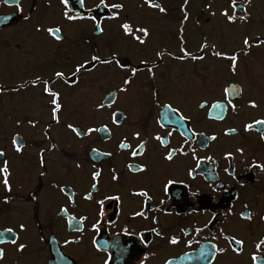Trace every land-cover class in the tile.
I'll use <instances>...</instances> for the list:
<instances>
[{"label":"flooded vegetation","instance_id":"obj_1","mask_svg":"<svg viewBox=\"0 0 264 264\" xmlns=\"http://www.w3.org/2000/svg\"><path fill=\"white\" fill-rule=\"evenodd\" d=\"M153 2L164 7L166 12L148 7L144 0H106L108 4L124 5L118 18L110 19L111 12L117 10L95 7L99 0H84L83 6L80 0H69V15L85 17L69 21L63 15L65 8L60 0H19L23 11H18L15 3L6 4L0 0V87L5 89L0 92V150L4 153L0 166L5 160L8 162L11 184V191H6L0 174V231L12 228L13 233L7 234L5 239L18 238V244L27 245L23 253H19L16 245L10 242L0 244L5 250L0 264H104L106 260L108 264H140L141 260L145 264H165V261L170 264H254L253 253L264 259V247H255L264 237V220L260 219L264 216V170L249 167L253 161L264 164V139L261 138L264 124H254L251 130H244L245 124L264 119V103L255 99L257 107H250L248 101L254 100L246 95L250 90L237 78H221L217 73L210 78L197 72L194 80L182 86L168 84V100L165 101L166 89L161 80L166 75L155 71L172 61L181 62L173 58L181 55V47L200 54L199 46L207 40L205 33L219 28L215 21L228 22L221 11L228 8L229 14H233L230 0H188L189 19L183 22L184 43L180 40L184 0ZM254 2L237 0L235 14L239 17L246 9L251 15ZM209 4L211 7L206 8ZM89 16L97 17L102 32L96 23L87 19ZM126 21L134 27L149 28L150 36L144 45L125 36L120 25ZM37 25L41 28L39 32ZM56 26L61 28L63 38L60 41L43 31L45 27ZM241 28L252 42L250 48L258 46L255 44L257 37L264 40L259 26L246 23ZM255 29L258 31L252 37L249 33ZM116 31L122 34L124 41L115 47L127 49V54L134 49L132 56H118L120 62L145 71H138L131 77L127 92L118 89L130 73L115 64H98L90 71H82L79 83L72 87L54 78L55 71H64L66 77L70 76L77 63L91 60L93 55L102 59L110 57L111 54L107 56L102 52L106 49L114 52V45H110ZM198 37L205 40L200 41ZM212 51L208 48L204 55L211 56ZM157 52L164 53L162 60ZM141 60L148 61V65L140 64ZM203 61L182 63L190 62L194 69H199ZM152 62L159 65L153 68L155 80L147 70L153 67ZM112 65L116 70L127 71L118 75L119 84L98 89L102 93L94 105L86 106L82 100L78 101L77 89L90 85V73L98 67L108 70ZM170 75L168 72V81L173 77ZM36 76L42 80L53 79V90L62 93L64 108L59 124L51 120L50 97L43 94V84L13 91L23 81ZM233 83L240 85L235 88V95L234 92L231 95H240L232 99L237 105L236 111L227 107L220 113L221 119L216 118V113L209 115L213 103H226L224 89H232ZM262 86L260 93L264 97V84ZM154 90L159 91L158 99L152 95ZM110 93L114 96L106 100ZM101 103L111 106L97 109ZM166 104L179 108L187 118L181 122L183 126L176 123L174 114L167 121L161 120ZM30 120L35 121L34 127L29 124ZM67 123H73L82 131L87 127L107 125L108 132L77 137L67 129ZM59 129L68 132L66 139ZM186 129L197 135L191 136ZM227 129L236 131L226 133ZM133 130H140L141 139L147 141L142 156L132 157L130 149L118 147L125 136L126 142L135 147L138 141L131 136ZM16 134H19L18 142L23 144L21 152H16L12 145ZM156 134L168 143L161 145L152 139ZM213 135L215 140L211 139ZM52 144L56 145L55 149L51 148ZM181 146L185 154L177 152L172 161L163 159L168 148ZM92 148L98 149L101 155L93 154ZM237 148L244 149L243 155L236 152ZM41 149H44L42 155L47 169L43 177L39 175L44 170L40 164ZM109 152L111 156L103 155ZM226 152H231L232 156L226 157ZM138 163H146L148 170L134 173L127 167ZM96 169L101 170L98 183L91 177ZM113 169L119 176L117 181L112 180ZM168 179L175 183L165 193L163 184ZM93 183H97L96 189L91 187ZM141 188L148 192L150 200L132 195ZM89 193L92 199H84ZM105 195H119L121 199L105 201V216L93 229L91 225L98 219L95 201ZM61 207L67 212H60ZM141 210L147 218L132 215ZM242 213H251L252 219L242 218ZM82 215L88 219L81 223L79 217ZM21 223L25 225L24 231L19 228ZM153 227L160 236L151 231ZM172 236L178 238L176 244L169 243ZM226 236L244 241L239 255L232 251L235 245L225 239ZM212 245L226 251L220 254Z\"/></svg>","mask_w":264,"mask_h":264},{"label":"snow or ice","instance_id":"obj_2","mask_svg":"<svg viewBox=\"0 0 264 264\" xmlns=\"http://www.w3.org/2000/svg\"><path fill=\"white\" fill-rule=\"evenodd\" d=\"M144 2L148 5V7L150 8H155L158 9L159 12L161 13H165L166 9L164 7H162L160 4L158 3H154L153 0H144ZM3 3H15V6L17 8L18 11H23V9L21 8V5L19 3V0H3ZM60 3L62 5H64L65 11L63 13L64 17L69 20H77V19H84L85 17L83 16H77V15H69L68 12V5H69V0H60ZM80 4L81 6H83L84 4V0H80ZM188 4V0H184V5H182L181 10L184 12V16H183V21H182V26L180 28V40L181 43H184V38H183V22H186L189 19V13L186 10V6ZM231 9L233 10V14H229L228 8H224L221 11V15L223 17L226 18V20L231 24L234 23L237 19H239L240 21L243 22H247L250 19V14L247 12L246 9H243L244 14L240 15L239 17L235 14V11L238 7L237 5V0H230V5ZM95 7L97 8H110V9H116L117 11H113L111 12L110 16L108 18L110 19H115L118 18L119 16V11L123 9L124 5L121 3H111L108 4L106 3V0H99V3L97 5H95ZM206 8H210L211 5H206ZM212 15H215V13H212ZM25 19H29V17H25ZM87 19H91L94 23L97 24V28L99 31H103L102 28L99 27V22L97 20L96 16H89L87 17ZM120 28L122 29L123 33L125 34V36H131L136 42H138L140 45H144L146 43V39L150 36V32H149V28L147 26H133L132 23L129 22H124L120 25ZM36 31L39 32L41 31V28L39 25L36 26ZM43 31H45L49 36H51L52 38H54L56 41H60L63 37L61 35V28L59 26L56 27H45L43 29ZM139 33V35L137 34ZM260 43H264V40H261L259 37H257L255 39V44L259 45ZM243 48L239 49V50H233L231 52V54L229 53H225V52H221V51H216L215 50V45L212 44H208L207 41L205 40V42L201 43L199 46V52L200 54H193L192 52L188 51L186 48L181 47L180 52L181 55L179 56H174V59H177L181 62L185 61V60H191V61H203L205 59V50L208 48H212L213 51L211 52V55L220 59H226L229 60L230 63V71L235 73L236 69H237V63H238V59H239V52H243L244 55L248 54V49L250 47H252V42H250L249 38L247 36H245L243 38ZM157 57H159L161 60L163 59V52H157L156 53ZM148 61L146 60H141L140 64L147 66L148 65ZM153 63V67H148V74L150 75V77L155 80L156 78V72L153 70V68H158L159 65L155 64V62ZM111 65V64H115V66L117 68L120 69H126L129 73L130 76L127 78H124L122 81V86L118 89L119 92H127L128 88L127 86L132 82L131 81V77H134L136 75V73L138 71H140V69L137 66H128L125 64H122L118 58V55L116 52H112L110 57H106V58H101L99 55H93L91 57V60H84L83 63H77L74 66V70L71 72V75L66 77L65 76V72L64 71H55L54 72V78L58 79V80H63L65 82V84L68 87H72L75 86L79 83V74L84 71H90L91 69H94L97 65ZM39 84H43L42 87V92L43 94H45L46 96L50 97V100L48 101L49 103V107H50V115H51V120L56 123L59 124L60 123V114L64 108V105L61 102V98H62V93L60 90H53L52 88V84H54V80L53 79H41L40 76H36L34 79L31 80H27V81H23L22 84L16 88L13 89V91H19L20 87L26 88L28 87V85H32V86H36ZM5 91V89H3L2 87H0V92ZM235 91V89H229V88H225L224 89V94H225V98H226V103H222V102H215L212 104V107L209 111V115H211L212 113H216V118L221 119L222 116L220 115L221 112H224L226 110L227 107H230L232 109L233 112L236 111L237 105L235 103H233L232 99L229 98L232 95V92ZM152 95L154 97H156L157 99L159 98V91L158 90H154L152 92ZM114 96V93H110L108 99H112V97ZM248 104L250 107L252 108H256L257 104L255 100H249ZM110 107L111 105H105L103 103L98 104L96 107L97 109H103L104 107ZM163 107L167 110L165 113V116H167L168 118H171V116L174 114L176 115L177 119H176V123L180 126L182 125V121H184L185 119H187L185 116H183L180 113V109L179 108H173L171 104H166L163 105ZM200 107H204V105H200ZM115 115V114H113ZM114 123H118V121H113ZM20 121H17V124H19ZM159 123V121H158ZM29 124L32 125L33 127L35 126V121L30 120ZM262 125L264 124V119L261 120H255L252 123H247L244 125V130L245 131H249L253 128V125ZM163 126V125H161ZM67 129H69L72 133H74L77 137H81L83 135H91L94 132H108V127L107 125H103L101 128H96V127H87L86 131H82L80 128H78L76 125H74L73 123H67L66 124ZM186 132H189L191 136H195L197 135V133L195 132H191V130L186 129ZM236 129H227L226 133H231V132H235ZM168 135H171V133H169ZM131 136L138 141V143L135 145V147H132L129 143L126 142L127 140V136H125L123 139H121L118 143V147L120 149H130V155L132 157H137V156H142L144 153V150L147 146V141L145 139H141V131L140 130H133L131 132ZM262 139H264V136L261 137ZM19 134H16L13 138H12V145L15 148L16 152H21L22 148H23V144L19 143ZM152 139L159 141V143L161 145H166L168 142L163 139L159 134H156L152 137ZM212 140L216 139V136L213 135L211 137ZM185 143H187V141H185ZM52 149L56 148L55 144L51 145ZM51 150V149H50ZM194 151V150H193ZM44 152V149H41V156H40V164L42 166V168H44V157L42 155V153ZM91 152L95 155H101V153H99V150L96 148H92ZM177 152H180L181 154H185L183 151V146H181V148L176 149V148H168L165 155L163 156V159L166 161H172L173 158L176 156ZM236 152L243 155L244 153V149L243 148H237ZM4 155L3 151L0 150V157H2ZM103 155H107V156H111V153H103ZM226 157H231L232 153L231 152H226L225 153ZM76 167L79 168L80 164L77 163ZM127 167L129 168L130 171L134 172V173H144L148 170V165L146 163H138V164H129L127 165ZM249 167H257L260 168L261 170H264V164H258L255 161H253V163L251 165H249ZM225 171L227 172L228 169H225ZM47 172V169L44 168L43 171H41L39 173L40 176H44ZM0 174H2L3 179H2V183L5 187L6 191H11V184L9 183V167H8V162L5 160L3 166H0ZM101 175V170L100 169H96L94 171L91 172V177L93 181H96L98 183V178ZM189 175H191V172H189ZM119 179V176L117 175V173L115 172V170H112V180L113 181H117ZM97 183H93L91 185V187L93 189L97 188ZM175 181L172 179H168L166 181V183L163 184V191L165 193L168 192L169 190V186L174 184ZM62 192L64 191V188L60 189ZM74 195V194H73ZM132 195H138V196H142V197H146L148 200L151 199V197L148 195V192L141 188L139 191H134L132 193ZM84 199H92L91 194H86ZM121 199V197L119 195L116 196H108L105 195L103 196L102 199H98L95 201L96 205L98 206V211L96 213L98 219L96 220L95 223H93L91 225V227L93 229H96L103 217L105 216V209H104V205H105V201L107 200H114V201H119ZM4 202L7 203L8 202V198L5 197L4 198ZM160 204L163 205L164 201L161 200ZM60 212L62 213H66L67 209L64 207L60 208ZM133 216H140V217H145V213L143 210L141 211H134L132 213ZM242 218L251 220L252 219V214L248 213L247 215H244L243 213L241 214ZM213 216H215V213H213ZM70 219H74V218H70ZM88 217L86 215H82L79 217V221L82 223L83 221L87 220ZM261 220H264V216L260 217ZM153 221L156 222V218L153 217ZM209 223H211V221H209ZM19 228L21 231L25 230V225L23 223H21L19 225ZM152 232H155L158 236L161 235V233L155 228L153 227L151 229ZM196 231H200V229H196ZM13 233V229L12 228H7L4 229L3 231H0V244H4V243H11L13 245H16V251L19 253H23L24 249L27 247V245L25 243H17V239H11L6 240L5 236L7 234H11ZM221 235H224V230L221 229L220 230ZM225 239H228L231 243H233L235 245V247L232 248V251L234 253H236L237 255H239L242 250H243V243L244 241L241 239H237L235 236H230V237H225ZM71 241H65V243H70ZM178 242V238L176 236H172L169 239V243L170 244H176ZM212 248L215 249L216 252L223 254L226 249L222 248V247H217L216 245H212ZM255 247L257 249H261L262 247H264V237H262L258 243H256ZM5 255V250L3 247H0V260H2L4 258ZM147 259V256H145V260ZM251 260L254 262V264H256V262H259V264H264V259H261V256H259L257 253H253L251 256ZM104 264H108L107 260L104 262ZM140 264H145L144 260H141ZM165 264H170L169 261H165Z\"/></svg>","mask_w":264,"mask_h":264},{"label":"rangeland","instance_id":"obj_3","mask_svg":"<svg viewBox=\"0 0 264 264\" xmlns=\"http://www.w3.org/2000/svg\"><path fill=\"white\" fill-rule=\"evenodd\" d=\"M202 19H205V16H202ZM215 23L219 28H215V31L205 33L206 37L204 38L207 39L206 41H209V44H216V51L231 54L233 50L242 49L244 47L243 38L246 36V32H244V29L241 28L242 25L246 23L249 25H257L260 28L259 31L264 33V0H255L254 5L251 7L250 19L247 22L240 21L229 24L223 19H219L215 21ZM168 24L174 23L168 22ZM256 31L258 30L255 29V31L249 33V35L254 37V33ZM204 38L199 39L202 41L205 40ZM112 39L113 43L110 46L114 45V52H116L118 56H132V53L134 52L133 48L131 52L127 54V49H119L115 47L120 46V42L124 41L121 33L116 31L115 36ZM155 40L157 39L155 38ZM112 52V49H106L102 53L103 55L109 56ZM211 56L209 54L205 56V59L202 62L203 64L199 69H194L190 62L183 64L182 62L177 61H172L171 63H167L168 65L161 66L156 69V72L166 75L164 80H161L164 84V88L166 89L163 100H168V84L171 87L182 86L189 81L194 80L197 77L195 74L197 72L201 75H205L206 77L209 76L210 78L214 77L215 73L219 74L221 78H237L244 84V86H246L247 89L250 90V93L246 95L252 96L254 100L256 99L258 102L264 103V97L263 95L261 96L260 93V89H262V85L264 84V44L258 45L254 49L249 48L247 55H244L242 51L239 52V59L235 73L230 71L231 62L229 60ZM115 68L116 67H113L112 65L109 66L108 70L98 67L92 71L90 73V78H92L90 85L84 89L79 86L80 89H77V100H82L86 106L94 105V101L101 96V90L112 88V86L114 87L117 83L119 84V82L116 81L118 75L120 76L127 71L120 69L116 70ZM144 72V70L139 71V73ZM168 72L171 73L170 76H175L176 78L172 77V79L168 81ZM59 132L60 135L66 139L68 132L65 129H59ZM60 143L63 144V142Z\"/></svg>","mask_w":264,"mask_h":264},{"label":"water","instance_id":"obj_4","mask_svg":"<svg viewBox=\"0 0 264 264\" xmlns=\"http://www.w3.org/2000/svg\"><path fill=\"white\" fill-rule=\"evenodd\" d=\"M230 87H231L232 89H235L236 87L238 88L239 85L233 84V85H231ZM233 92L235 93V91H233ZM108 97H109V96H108ZM234 97H239V94H238L237 96H230V98H233V99H234ZM106 100H108V98H107ZM106 102H107V101H106ZM166 111H167V110L164 108V109L162 110V112H161V120H162V121H167V120H168V117L165 116Z\"/></svg>","mask_w":264,"mask_h":264}]
</instances>
